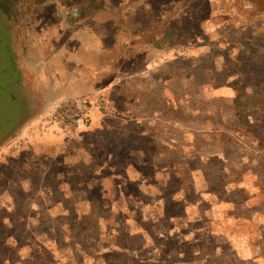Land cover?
Instances as JSON below:
<instances>
[{
	"label": "rangeland",
	"instance_id": "374dc122",
	"mask_svg": "<svg viewBox=\"0 0 264 264\" xmlns=\"http://www.w3.org/2000/svg\"><path fill=\"white\" fill-rule=\"evenodd\" d=\"M104 1L123 27L158 38L103 37L113 52L99 83L117 74L142 102L94 107L100 124L74 131L33 109L0 156V264H264V0H60L66 22ZM41 2L0 0V64L13 67L12 36L36 34ZM166 18L177 38L161 40ZM170 92L179 109L156 110ZM112 133L156 149L127 145L112 179Z\"/></svg>",
	"mask_w": 264,
	"mask_h": 264
},
{
	"label": "crops",
	"instance_id": "0c3cea01",
	"mask_svg": "<svg viewBox=\"0 0 264 264\" xmlns=\"http://www.w3.org/2000/svg\"><path fill=\"white\" fill-rule=\"evenodd\" d=\"M37 8L33 10L34 14H37L35 15L37 21L34 24L36 34L12 36V50L17 58L15 57L12 69H10L11 65L0 64V156L2 157H5L3 154L5 150L2 147L22 130H19L21 124L28 116V118L33 117L32 112L35 108L48 113L53 104L81 96H86L85 101L93 105L96 99L102 97L106 104L110 105L111 101L103 97V94L123 80L117 78L119 75L114 74L107 82L99 83L103 78L101 73L110 69L109 64L102 62L111 60L109 54L113 52V46L107 47L104 41L107 37L106 30L111 38L114 33L113 28L118 30L116 33L125 28L127 34L144 36L139 33L140 30L136 25L134 28L123 27L121 10L113 8L105 1L100 9L89 8L87 16L81 17L78 13V16L68 22L64 15L66 8L60 0L48 2L46 0ZM103 13L111 16L108 17L111 20L110 25L103 24L102 19L97 20L98 16H104ZM117 18H120V22ZM45 19L46 22L42 21ZM43 22L51 29L48 27L45 29L46 25ZM102 29L104 32L101 37L99 30ZM82 33L90 36L83 39ZM121 37H124V33L116 34L114 46L119 45L121 41L126 43ZM81 53L88 58L82 60ZM34 69L39 72L35 74ZM12 71L14 91L22 89L25 92L20 96L24 97L22 101L14 96V91L9 90L8 74ZM47 79L50 80L47 82L45 81ZM92 114L93 119L97 120L99 112L94 110Z\"/></svg>",
	"mask_w": 264,
	"mask_h": 264
},
{
	"label": "trees",
	"instance_id": "16d2710c",
	"mask_svg": "<svg viewBox=\"0 0 264 264\" xmlns=\"http://www.w3.org/2000/svg\"><path fill=\"white\" fill-rule=\"evenodd\" d=\"M153 1H151V4L153 3ZM154 8L157 9V7H154ZM0 11H2V12L4 11L6 14L9 13L7 10V7L4 6V4H2V3H0ZM153 12H155V10H153ZM184 16H186L188 18L189 13L184 15ZM189 19H191V18L189 17ZM171 21H172L171 19L169 20L166 18V20L164 22H162V24H161L162 34L160 37L161 40H168L171 37L170 36L171 33L175 34V32H176L175 30H177V29H176V27H174V28L170 27L169 23H171ZM170 29H172V31H170ZM139 32L144 35L143 37L146 39V42H153V40L156 41L158 39V38H152V37H150V35H148L146 33L144 34V30H140ZM178 36H179V34H175L176 38ZM11 43H12V40H11ZM11 43H9L10 53L15 58L16 56L12 50L13 46ZM0 52H3V50H0ZM137 53H140V52L137 51ZM137 55H139V54H137ZM126 85L127 84L124 81H122L120 84L112 87L111 89L107 90V92H105V94H103V97H105L107 100H109L111 102L115 101L117 108L121 109L122 111L123 110L126 111L127 109L133 108L134 105H137L139 102H142L141 94L138 91H135V88L134 89L133 88H130V89L125 88ZM143 94H144V92L142 93V98H143ZM172 94L173 93L170 92V97H169L168 101L165 100L164 96H161V95L159 97L157 96L158 103L156 104L155 109L159 111L160 109L165 110V108H167L168 110L173 111V112L176 111L177 109H179L178 105L174 101H171V99H170ZM89 114H90V120H89L88 125L91 127H95V126L99 125L100 122L97 124L95 119H93L92 111H90ZM141 132H144V130L141 129ZM131 136L132 135L127 134V133H112V135L106 136L107 156H110V157L106 158L108 160H107V168L105 170L108 171V174H110L112 179H118L117 177L119 176V172H118L119 162L116 161V163H114L112 161V159L118 158V157L121 158L123 155H128L129 151L126 148L127 145H130L131 147H133L137 151L142 150L144 152H145V150L149 149L150 145H153L154 150L156 149V147L154 146L155 145L154 142L152 140H150L152 138H149L148 140L140 141L139 139L135 140V138L133 136L132 137ZM103 140H104V138H103ZM167 171L173 176L171 168H169ZM171 182H169V183H171ZM26 188L29 189V187H26ZM81 188L82 187L79 186L77 188L76 192L79 191V193H80ZM185 192H186V189H185ZM79 193L77 192V197H78ZM182 200H183V197L176 199L177 203H181V204L183 203ZM70 203L74 204L73 205V208H74L78 204V199H76V201L74 203L73 202H70ZM67 217H68V215H67ZM75 221H77V220L75 219ZM253 222H255V218L252 219V223Z\"/></svg>",
	"mask_w": 264,
	"mask_h": 264
},
{
	"label": "built area",
	"instance_id": "2783aa9c",
	"mask_svg": "<svg viewBox=\"0 0 264 264\" xmlns=\"http://www.w3.org/2000/svg\"><path fill=\"white\" fill-rule=\"evenodd\" d=\"M95 101L93 105L87 101H80L78 99L64 100L54 104L47 115L42 116V118L47 123H53L62 129L74 131L88 125L90 111L96 108L102 109L106 104V101L102 97Z\"/></svg>",
	"mask_w": 264,
	"mask_h": 264
}]
</instances>
